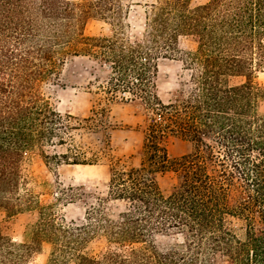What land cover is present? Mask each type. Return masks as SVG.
Segmentation results:
<instances>
[{"label": "trees", "instance_id": "obj_1", "mask_svg": "<svg viewBox=\"0 0 264 264\" xmlns=\"http://www.w3.org/2000/svg\"><path fill=\"white\" fill-rule=\"evenodd\" d=\"M130 7L125 0H0V210L36 216L26 242L0 229V264H32L44 244L51 246L46 264H264V87L254 82L264 71V0L194 7L190 0H154L138 41L122 32ZM93 19L113 35L87 36ZM183 40L195 49L180 53ZM79 57L107 69L98 89L111 101L129 95L158 117L139 167L118 168L105 109L78 119L61 114L46 94ZM164 60L182 66L167 103L156 93ZM169 135L193 151L170 159L162 145ZM31 150L46 166L105 164L108 201L121 209L110 216L100 204L86 211L83 225L64 224L28 186ZM168 172L176 183L165 193L154 176ZM233 189L238 197L231 201ZM231 220L240 223L238 232ZM168 235L181 241L161 249L157 240ZM97 237L105 247L92 254L87 248Z\"/></svg>", "mask_w": 264, "mask_h": 264}, {"label": "rangeland", "instance_id": "obj_2", "mask_svg": "<svg viewBox=\"0 0 264 264\" xmlns=\"http://www.w3.org/2000/svg\"><path fill=\"white\" fill-rule=\"evenodd\" d=\"M153 1L125 0V3L131 7L122 32L131 41L141 39L145 29L147 7ZM205 1L190 0V5L194 7ZM113 33V28L109 24L94 19L90 20L85 28V34L90 37H110ZM194 49L195 45L190 41L183 40L179 45L180 53ZM178 58L180 56L176 57ZM181 74L182 66L179 61L164 60L159 63L156 93L162 102L167 103L174 98L182 81ZM106 77L107 69L88 58H71L63 68L59 81L46 86L45 92L61 114H71L78 119L91 116L93 111L100 112L105 109L104 122L110 128L111 155L120 159L118 168L139 167L144 155L143 145L148 126L152 124L153 119L158 120V117L150 110H146L138 101H127L129 95L118 94L116 100L111 101V97L98 89L104 84ZM89 82H92V85ZM254 82L264 87V71L256 74ZM258 112L264 114V98L259 100ZM162 145L170 159H178L193 151L191 143L172 135L163 139ZM64 151V148L58 149V152ZM24 168L30 179L29 188L43 203L52 204L56 208L64 224L83 225L86 211L100 204H103L110 216H115L121 209L120 204L108 201L109 170L105 164L86 167L55 164L46 166L40 153L31 150L26 154ZM154 178L165 193L169 192L176 183V176L170 172L156 174ZM237 197V189H233L231 201ZM35 220L34 214L24 213L8 217L0 210V229L16 243L28 241L29 225ZM230 224L238 232L240 223L231 220ZM180 241L179 237L168 235L159 238L157 245L161 249H167ZM104 247V239L97 237L89 243L87 251L96 254ZM50 250L51 246L44 244L42 252L33 258L32 264H46Z\"/></svg>", "mask_w": 264, "mask_h": 264}, {"label": "bare ground", "instance_id": "obj_3", "mask_svg": "<svg viewBox=\"0 0 264 264\" xmlns=\"http://www.w3.org/2000/svg\"><path fill=\"white\" fill-rule=\"evenodd\" d=\"M84 167H86V166H84Z\"/></svg>", "mask_w": 264, "mask_h": 264}]
</instances>
